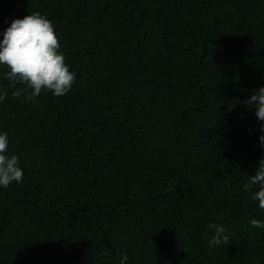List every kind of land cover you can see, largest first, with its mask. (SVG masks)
Returning <instances> with one entry per match:
<instances>
[{
    "label": "trees",
    "instance_id": "obj_1",
    "mask_svg": "<svg viewBox=\"0 0 264 264\" xmlns=\"http://www.w3.org/2000/svg\"><path fill=\"white\" fill-rule=\"evenodd\" d=\"M37 11L76 80L25 101L0 66V264H264V0H0V33Z\"/></svg>",
    "mask_w": 264,
    "mask_h": 264
},
{
    "label": "clouds",
    "instance_id": "obj_2",
    "mask_svg": "<svg viewBox=\"0 0 264 264\" xmlns=\"http://www.w3.org/2000/svg\"><path fill=\"white\" fill-rule=\"evenodd\" d=\"M0 39V66L7 69L4 79L11 82L12 96L19 99L22 95L25 101H33L42 91L51 92L60 97L67 94L76 75L70 71L64 55L60 52V42L55 33L53 23L40 12H33L23 18L14 19L3 30ZM17 84L24 85L17 88ZM8 93H0V102L5 101ZM246 105L255 109L259 131L264 133V87H260L247 101ZM264 147V135L259 137ZM9 140L7 133H0V187L8 188L12 183L23 181V170L19 166V157L8 154ZM257 188L252 195L258 201V207L264 210V159L259 161L255 175H251L244 183V190ZM252 227L264 228V221L251 219ZM209 229L213 231L208 246L214 247L229 243L225 234L226 228L221 224L212 223ZM119 264H126L128 256L121 253Z\"/></svg>",
    "mask_w": 264,
    "mask_h": 264
}]
</instances>
